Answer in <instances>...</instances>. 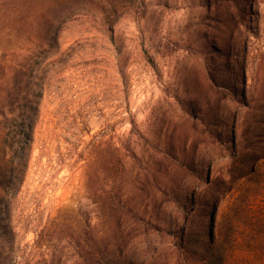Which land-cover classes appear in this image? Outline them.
<instances>
[{
    "label": "rangeland",
    "instance_id": "rangeland-1",
    "mask_svg": "<svg viewBox=\"0 0 264 264\" xmlns=\"http://www.w3.org/2000/svg\"><path fill=\"white\" fill-rule=\"evenodd\" d=\"M262 96L264 0H0V264H184L194 188L223 254L221 192L246 164L232 154L264 149ZM104 148L133 176L152 156L178 166L163 229L132 225L99 263L89 176Z\"/></svg>",
    "mask_w": 264,
    "mask_h": 264
},
{
    "label": "trees",
    "instance_id": "trees-1",
    "mask_svg": "<svg viewBox=\"0 0 264 264\" xmlns=\"http://www.w3.org/2000/svg\"><path fill=\"white\" fill-rule=\"evenodd\" d=\"M261 98L259 102L264 101V96ZM247 107L250 108L249 103ZM231 138L233 140V135ZM236 153L246 163L245 167H239V173L227 184L226 193L221 192L229 194L231 202L229 246L223 254L214 253L217 238L211 230L206 235L203 228L205 201L203 199L197 207L198 193L195 188L191 189L187 225L180 231V253L188 260L184 264H264V149L256 144L251 150L234 152L232 156ZM94 154L89 176L95 203L96 233L92 247L97 255L95 261L105 263L109 261L107 258L113 259V251L123 248L129 234L125 230L131 229L132 225L140 224L146 234L149 226L157 231L163 229L161 190H164V176L168 168H174L178 163L169 162L168 156L164 159L152 156L133 176L115 149L104 148ZM220 181L219 191L225 183L223 179ZM212 195L215 197L212 208L215 214L221 198L218 194ZM149 211L151 214L147 216Z\"/></svg>",
    "mask_w": 264,
    "mask_h": 264
},
{
    "label": "bare ground",
    "instance_id": "bare-ground-1",
    "mask_svg": "<svg viewBox=\"0 0 264 264\" xmlns=\"http://www.w3.org/2000/svg\"><path fill=\"white\" fill-rule=\"evenodd\" d=\"M29 114L27 115V120L25 122V126L23 127V130H22V134L20 135V148H19V157H25L26 154H25V151H26V131H27V124L30 122V118H31V114L30 112H28ZM18 156V155H17ZM199 180V174L196 173V175L194 176L193 180L190 182V185H189V191L187 193V195L189 196L190 195V192H191V189L193 187V184L195 181H198Z\"/></svg>",
    "mask_w": 264,
    "mask_h": 264
},
{
    "label": "water",
    "instance_id": "water-1",
    "mask_svg": "<svg viewBox=\"0 0 264 264\" xmlns=\"http://www.w3.org/2000/svg\"><path fill=\"white\" fill-rule=\"evenodd\" d=\"M19 149V148H18Z\"/></svg>",
    "mask_w": 264,
    "mask_h": 264
}]
</instances>
